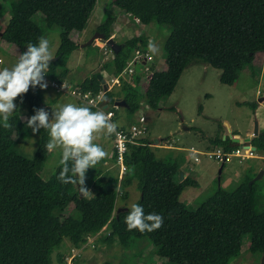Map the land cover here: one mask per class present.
<instances>
[{"label":"trees","instance_id":"obj_1","mask_svg":"<svg viewBox=\"0 0 264 264\" xmlns=\"http://www.w3.org/2000/svg\"><path fill=\"white\" fill-rule=\"evenodd\" d=\"M1 1L3 6L8 5L10 13L1 37L15 45L20 54L29 43L37 44V37L44 32L59 29V45L46 77L63 82L69 72V55L78 48L69 35L84 29L97 0ZM112 3L144 25L170 27L162 47L165 68L157 70L151 65L144 71L139 62L136 66H141V74L134 71L129 80H121L118 90L104 93L112 101L114 97L124 99L130 114L140 108L142 97L149 107L157 108L159 101L173 92L182 71L191 63L203 62L219 69L220 82L231 85L244 66L253 69L257 55L264 53V0ZM114 21V17L106 18L97 26V33L105 39L110 37ZM120 43L119 52H112L113 60L103 66L112 65L115 75L126 67L135 50L147 51L149 42L142 34ZM141 80L146 83L143 94L134 86ZM78 86L94 93L102 90L96 75L83 79ZM41 92L38 85L30 86L26 94L16 98L13 114L19 118L23 110L28 118L35 114V109L45 108ZM246 105L256 108L255 103ZM91 110L96 111L94 107ZM12 117L10 128L0 123V264H51L52 254L64 238L71 248L80 250L79 257L84 250L95 249L102 242H118L130 248L135 240L147 238L154 245L153 255L160 259L158 264H224L223 256H240L243 238L249 235V250L264 257V208H259L262 191L256 181L249 183L255 174H247L233 189L218 188L189 208L180 195L185 186L196 182L187 176L179 180L181 160L158 157L153 142L144 137L142 144L128 147L124 157L126 171L120 183L117 170L95 175L90 198L86 199L80 196L78 183L62 184L58 179L61 164L48 178L41 176L49 155L44 148L49 140L47 131L39 130V146L32 158L17 151ZM20 126L25 134L32 130L26 119ZM212 141L226 150L231 148L228 137L216 136ZM251 144L264 155V129L251 138ZM223 166L224 163L220 164ZM133 182L140 194L134 204L142 205L145 214L163 216V226L158 230H127L124 220L131 206L125 200ZM170 182L174 186L170 187ZM69 207L71 212L64 214ZM63 256L57 253V260L63 261Z\"/></svg>","mask_w":264,"mask_h":264},{"label":"rangeland","instance_id":"obj_2","mask_svg":"<svg viewBox=\"0 0 264 264\" xmlns=\"http://www.w3.org/2000/svg\"><path fill=\"white\" fill-rule=\"evenodd\" d=\"M9 17L8 5L4 3L3 6V2L0 0V33L6 26ZM108 17L115 18L111 36L116 42L120 43L132 36L142 34L147 36L148 42L154 41L160 49L157 55L151 54L152 59L148 61V66L153 65L157 70L165 68L162 47L170 32V27L159 26L155 23L144 25L115 6L112 0H97L83 31H73L69 35L72 41L78 43V48L69 55L67 81L80 83L81 80L93 75L97 76L100 73L108 82L109 90H118L120 83L112 84V79L116 76L114 67L112 65L103 67L105 63L111 62L113 54L108 50L109 48H103L101 43L95 41L92 44L91 42L95 35H100L96 31L97 26ZM59 36V29L53 28L37 38L38 41L41 37L47 38L55 55L59 45ZM19 55L20 51L15 45H9L0 37L1 69L11 68L17 62ZM256 59L261 60L258 57ZM246 67L249 66H245L244 73L239 74L233 84L226 85L220 82L219 69L203 62L191 63L182 71L173 92L162 98L157 108L149 107L144 97L141 98L140 108L133 114L128 113L124 107H112L114 106L112 102L118 97H114L113 101L111 100L106 106L116 113L112 121L118 126L139 123L138 118L144 116L146 121L143 124L147 128L146 137L153 142L152 146L156 155L181 160L180 168L183 174L196 182V184L185 186L180 195L181 201L189 208L195 207L197 203L211 196L218 188L230 190L236 187L249 174L248 169L245 170L246 167L256 168L257 164L252 161L264 162L261 159L240 160L233 157L230 161L225 162L220 170V164L216 158L204 155L206 152H215L220 148V145L212 141L216 136L221 139L227 136L228 139H231L236 133L243 135L246 130L254 131L255 122L258 123L261 118L262 112H259L260 115H258V112L246 105V102L255 103L257 106L258 99L264 97V64L262 61L255 62L253 66L255 73L259 74L262 70L259 78L250 77ZM134 69L136 74L142 73L141 66L135 65ZM46 78L45 74L44 79ZM72 83L71 85L74 87L75 84ZM134 86L143 94L146 83L141 80ZM41 93L45 109L50 115L53 110L64 104L72 103L79 106L72 95L59 93L52 88L43 89ZM14 103L16 104V99ZM102 103L104 107V102L102 101ZM23 114H25L23 110L20 111L19 118L12 114L15 117L12 118L16 130V149L23 156L32 158L39 146L40 131L33 134L31 130L25 134L20 126L21 121L27 118V116L21 118ZM112 136H101L95 141L104 148L108 155L95 168H89L86 172L85 187L91 191L93 177L100 176V170L105 173H113L114 170H117L118 174V167L110 155L113 146ZM156 138L159 139L158 143L154 142ZM156 144L160 146H154ZM163 145L169 146L164 147ZM191 147L198 153H192ZM257 154L260 153L257 152ZM61 156L60 150L49 153L41 171L43 178H48L60 165ZM194 156L199 158L198 162L193 160ZM255 181L259 190L262 191L259 208H264V175ZM139 196V191L133 182L128 187V198L125 200V204L132 206ZM70 212L71 208L69 207L64 211V214ZM106 231L104 230L105 233ZM249 240V235L243 238L242 253L239 257L234 258L230 254L223 256L225 257L224 264H264L262 255L249 250ZM68 242L69 240L64 238L60 248H64ZM153 250L152 242L147 238H141L135 240L130 248L122 247L118 242L112 244L102 242L97 244L95 249L87 251L86 255L95 254L94 261H89V264H152L154 261L160 260L153 255ZM54 259L57 260L56 257ZM51 264L56 263L52 260Z\"/></svg>","mask_w":264,"mask_h":264},{"label":"clouds","instance_id":"obj_3","mask_svg":"<svg viewBox=\"0 0 264 264\" xmlns=\"http://www.w3.org/2000/svg\"><path fill=\"white\" fill-rule=\"evenodd\" d=\"M149 52L155 56L159 46L152 40L148 43ZM55 58L50 41L39 38L38 44L29 43L11 67L0 69V123L10 128V117L17 105L14 100L26 94L30 86L47 88L44 77L49 72L50 62ZM63 87V86H62ZM98 100H107L106 96ZM94 102L83 106L68 103L53 110L51 115L45 108L35 109V114L26 118V123L33 134L40 129L47 131L49 140L44 145L47 152L60 150L62 165L58 179L62 184H79V191L84 198H90L91 190L85 187L86 172L105 159L108 153L95 141L101 136L117 133L118 124L113 122L111 114L104 111H92ZM71 162V166H69ZM71 173V175H69ZM127 230L140 233L152 232L163 226V216L157 213L145 214L142 205L133 204L124 220Z\"/></svg>","mask_w":264,"mask_h":264},{"label":"built area","instance_id":"obj_4","mask_svg":"<svg viewBox=\"0 0 264 264\" xmlns=\"http://www.w3.org/2000/svg\"><path fill=\"white\" fill-rule=\"evenodd\" d=\"M103 48L108 49L107 46H103ZM112 52L110 49H108ZM152 59V55L147 51L135 50L132 53L131 58L126 64V67L112 79V84H119L122 79L129 80L131 75L134 73V66L137 63H142L144 67V71L149 70L148 61ZM47 82V88H52L59 93L72 95L78 102L82 104L94 102L96 110H102L106 114H111V119L114 118L116 113L109 109V107H103L102 101L98 100V97L104 96V91L99 90L94 93L90 90L83 91L78 85L74 87L66 82L57 83L55 81H51L49 79H45ZM63 86V87H62ZM45 88V89H47ZM115 107V106H112ZM145 117L140 116L138 118L139 123H129L128 125L118 126L117 133L113 134V146L111 149V158L115 161V164L118 167V184L120 183L123 174L126 171V166L124 163L125 154L128 151V147L130 145H139L142 144L141 139L146 137L147 128L143 124L145 122ZM152 145V144H151ZM154 146H160L158 144ZM192 153H198L193 147L190 148ZM204 155L208 157H214L219 161V164L230 161L233 157L239 158L240 160H245L249 158L257 157V149L253 150L250 146L248 147H233L230 149H224L223 147L218 148L215 152H206ZM264 158V156H261ZM194 160L197 161L199 158L197 156L194 157ZM92 239H90L91 241ZM76 256H78V250H73L66 257V264H77L75 261ZM86 264V263H81Z\"/></svg>","mask_w":264,"mask_h":264},{"label":"crops","instance_id":"obj_5","mask_svg":"<svg viewBox=\"0 0 264 264\" xmlns=\"http://www.w3.org/2000/svg\"><path fill=\"white\" fill-rule=\"evenodd\" d=\"M136 20V19H135ZM83 31V30H82ZM0 37H1V35H0ZM113 37V36H112ZM95 42H92V44H94ZM103 47V46H102ZM112 53V52H111ZM262 54V55H261ZM257 57L258 58H261V60L259 61V59H257L256 60V62L258 63V62H261L262 61V64H264V53H260L259 54V56L257 55ZM113 60V58H111V61ZM246 66H248V65H246ZM1 69V68H0ZM246 69H247V72L249 73V76L250 77H252V78H259L260 77V73L262 72V70L260 71V73L258 74V73H255V71H253V69H251L250 67H246ZM244 71H245V66L242 68V70L240 71V73L239 74H241V73H244ZM182 74V73H181ZM239 76V75H238ZM180 77H181V75H180ZM179 77V78H180ZM47 79V78H46ZM65 82H67V83H69V84H71L72 82H69V81H67V79H65L64 80ZM82 81V80H81ZM80 81V82H81ZM72 84H75V85H78L79 84V82L78 83H72ZM43 90V89H42ZM257 93H258V91H256ZM78 102V101H77ZM255 110H256V112H258L257 114L258 115H260V113L259 112H262V115H261V118H259V121H258V124H259V122H260V128L261 129H264V97H262V98H259L258 99V104H257V106H256V108H255ZM26 116V114H23V115H21V118H26L25 117ZM259 127H258V130L260 129ZM236 134H238L240 137H250V138H252L253 137V131L250 129V130H246L244 133H243V135H241L240 133H236ZM225 138H227V136H225ZM224 138V139H225ZM229 140V144H230V141H231V139H228ZM164 147L165 146H169V145H163ZM220 147H222V146H220ZM196 150V149H195ZM257 152H259L260 154L257 156V157H254V158H249V159H261V160H263L264 161V158H262L261 156H264L260 151H257ZM195 157V156H194ZM194 157H193V160H194ZM195 161V160H194ZM199 160H197V161H195V162H198ZM252 163H256L257 165H256V168L255 169H253L251 166H248V167H246L245 168V170L246 169H248V171L247 172H249V174H256L261 168H262V166L264 165V162H255V161H252ZM222 168V167H221ZM101 171V170H100ZM180 171H182L181 170V168H180ZM179 171V172H180ZM183 172V171H182ZM101 173H102V171H101ZM263 175H264V173H263ZM183 177H185V174H183ZM179 180H180V176H179ZM169 186L170 187H172V186H174V183L173 182H170L169 183ZM119 205H121V204H119ZM72 250H74L73 248H71V246L69 245V243L68 244H66L65 245V247L64 248H59V249H57V250H55L54 252H53V254H52V260H54L55 261V263L56 264H66V261H65V259H64V257L67 255V254H70L71 253V251ZM76 250V249H75ZM80 251V250H79ZM87 251H89V250H84L83 252H82V254H81V256L79 257H77L76 258V263L77 264H81V263H86V264H89V261L91 262V261H94V258H95V254H92V255H89V256H87L86 255V252ZM57 253H61V254H63L64 256H63V261H58V260H55L54 258L56 257L57 258ZM55 255V256H54ZM157 261V260H156ZM156 261H154L152 264H156Z\"/></svg>","mask_w":264,"mask_h":264},{"label":"water","instance_id":"obj_6","mask_svg":"<svg viewBox=\"0 0 264 264\" xmlns=\"http://www.w3.org/2000/svg\"><path fill=\"white\" fill-rule=\"evenodd\" d=\"M0 35H1V33H0ZM95 38H96V40H95ZM95 38L91 42L97 41V42L101 43L102 46L105 45V46L109 47V49L114 54L118 53L119 50L122 47V43L116 42L114 40V37H112V36H110L107 39H105L101 35H95ZM88 43H90V42H88ZM25 50H26V48L24 49V51ZM97 78H98L99 82L101 83L103 90L105 92L108 91L109 90V84L106 81V79L103 77V75L99 73V74H97ZM103 102H104V107H106L107 104H109L111 102V98L110 97H107V100H105ZM112 105L117 106V107L118 106L119 107H124V108L128 107L127 103L122 98H115L114 101L112 102ZM257 134H258V123L255 122L253 136H256ZM224 138H225V136H224ZM154 142L155 143H158L159 142V139L156 138L154 140ZM229 145H230L231 148H233V147H239V146H241V147H248V146H250L253 150L256 149V147L251 144V138L250 137H240L238 134H235L231 138V141H230V144ZM220 170H221V167H220ZM263 173H264V165L257 172V174L252 178V180L249 181V183L251 184L253 181L261 178V176L263 175ZM179 176H180V180H182L183 179V172L182 171L179 172ZM80 196H82L81 193H80Z\"/></svg>","mask_w":264,"mask_h":264}]
</instances>
